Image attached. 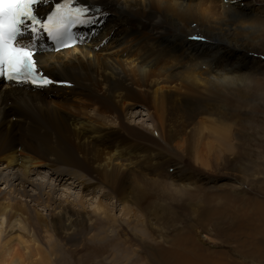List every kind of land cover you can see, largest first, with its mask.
<instances>
[{"label": "bare ground", "instance_id": "6f19581e", "mask_svg": "<svg viewBox=\"0 0 264 264\" xmlns=\"http://www.w3.org/2000/svg\"><path fill=\"white\" fill-rule=\"evenodd\" d=\"M62 2L48 0L40 11L45 16ZM76 6L104 15L95 25L77 26L78 41L71 49L55 51L46 37L38 43V66L57 83L36 89L0 81V264H53L64 247L82 252L88 234L107 238L95 233L97 217L114 228L117 206L131 226H140L147 212L142 200L149 194L142 170L157 168L145 143L175 146L204 168L232 148L233 121L221 103L224 88L251 69L243 64L248 48L243 40L254 43L264 24L254 0H76ZM165 85L222 98L203 105L185 94L175 100L176 93H167L171 88ZM134 106L148 112L155 137L132 127ZM166 121H184L185 133L164 132ZM183 168L179 172L186 174ZM136 175L140 185L136 179L134 188L123 185ZM76 183L93 195L102 191L103 199L92 205L89 195L75 196L70 191ZM176 183L168 178L166 189L156 178L151 196L157 187L173 200L182 194ZM34 205L47 211L45 227ZM188 254L170 255L175 264H203L200 255Z\"/></svg>", "mask_w": 264, "mask_h": 264}, {"label": "rangeland", "instance_id": "374dc122", "mask_svg": "<svg viewBox=\"0 0 264 264\" xmlns=\"http://www.w3.org/2000/svg\"><path fill=\"white\" fill-rule=\"evenodd\" d=\"M254 1V10H259L258 14L264 18V0ZM204 7L207 8V6ZM247 32H249L248 29ZM79 33L81 36V32ZM254 38L255 40L252 39L255 41L254 43L250 42L251 40H247V42L243 40L244 44L248 46L244 51L246 58H243V64L246 63L247 65H244L251 68L249 75L245 77L240 74V79L235 82L238 86L232 83L237 86L236 88L232 84L226 88L222 87L225 96L221 104H225L228 117L230 116L229 118L233 121L232 124L229 120L232 127L230 145L232 151L227 148L221 158L214 161L210 168H204L195 164L175 146L168 148L145 143L146 155L148 158L155 156L154 163L157 164V168L148 167V170H142L143 182L149 189L147 190L149 191L148 196L142 200L144 213L147 210L146 215L142 218V220L144 219L143 223L138 227L131 226L128 223L129 217H122L120 207L117 206V210L114 212L118 222L114 228L109 229L108 223L97 217L95 233L99 232L102 236L107 234L105 240L91 238L92 233H90L87 235L89 238L84 241L82 252H73L68 247H64L65 251H58V253L60 252L59 256L53 260V264H175L174 259L171 258L173 255H170L172 253L174 255L189 253V256L192 254L191 258L193 255H200L203 258L200 262L203 264H207L209 261V264L212 261H220L224 264H264V24ZM200 40L206 42L201 38L197 39V41ZM247 57H255L262 62L259 65L249 64L246 61ZM164 87L171 88L167 85ZM176 89L167 90V93H169L168 91L176 93L175 100H181L184 96L191 98L195 96L194 100L197 104L203 105L207 103L206 100L213 101V103L219 102L214 99L219 98V95H212L209 92L200 95L195 93V95L193 92L196 89L190 87H186L183 89L184 91ZM226 90L227 92H225ZM236 95L238 98H235ZM202 99L203 102H201ZM132 110L130 121L132 127H137L150 136H154V123L148 112L139 106H134ZM173 122L169 124L166 121L164 123V132L170 128L173 132L183 133L186 129L185 123H182L184 121ZM158 139H160L159 136ZM146 162L149 163V161ZM170 164L172 165L169 166ZM179 166H184L186 174L179 172ZM115 176L117 177V174ZM140 177V175L131 176L124 181L123 185L127 188H134V180L136 179L140 185L138 180ZM156 178L163 183L166 189L168 185L165 186V182L168 181V178L176 180L177 189L180 187L179 190L182 191V194L170 200L164 195V191L160 192L157 187H154L153 196H151V185ZM69 183L71 181H68L66 185L70 187ZM180 184H183L184 187H181ZM75 186L70 192L75 196H81L82 193L83 196L84 194L89 195L86 198L87 203L92 202L91 204L95 205L100 199H103L102 191L97 190L93 195L92 190L84 191V188L79 187L78 183ZM4 188L1 187L3 191H6ZM2 198L3 196H0V203H3ZM34 207L37 209L42 227H45L43 221L47 218V211L37 205ZM140 227H144V230ZM102 228L107 229L103 232ZM98 230H101L102 233ZM79 242L81 243V241ZM113 250L119 254L115 256ZM195 250L197 253L194 254ZM124 255H129L132 258L128 256L129 259L126 262L125 257H122ZM112 256H115V261ZM118 259L122 260V263Z\"/></svg>", "mask_w": 264, "mask_h": 264}, {"label": "snow or ice", "instance_id": "6c2138e0", "mask_svg": "<svg viewBox=\"0 0 264 264\" xmlns=\"http://www.w3.org/2000/svg\"><path fill=\"white\" fill-rule=\"evenodd\" d=\"M47 2L0 0V78L36 89L57 83L38 68L34 58L38 43L46 37L59 48L69 47L75 42L74 28L95 25L104 15L100 9L76 6V0H63L41 17L37 6ZM91 11L98 15H90Z\"/></svg>", "mask_w": 264, "mask_h": 264}]
</instances>
